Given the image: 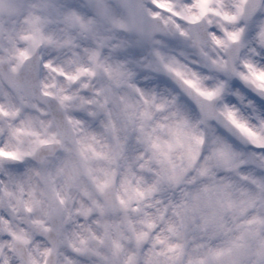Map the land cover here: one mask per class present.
<instances>
[{"label":"clouds","instance_id":"9594fccd","mask_svg":"<svg viewBox=\"0 0 264 264\" xmlns=\"http://www.w3.org/2000/svg\"><path fill=\"white\" fill-rule=\"evenodd\" d=\"M0 264H264V0H0Z\"/></svg>","mask_w":264,"mask_h":264}]
</instances>
